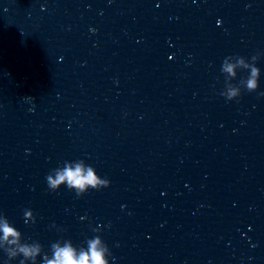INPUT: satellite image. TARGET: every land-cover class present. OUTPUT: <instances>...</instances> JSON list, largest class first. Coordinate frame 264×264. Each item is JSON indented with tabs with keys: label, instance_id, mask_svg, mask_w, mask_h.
Segmentation results:
<instances>
[{
	"label": "clouds",
	"instance_id": "obj_1",
	"mask_svg": "<svg viewBox=\"0 0 264 264\" xmlns=\"http://www.w3.org/2000/svg\"><path fill=\"white\" fill-rule=\"evenodd\" d=\"M261 55L264 53L258 52L250 61L239 55L225 57L221 66L225 77L224 89L219 95L226 101L239 102L242 91L256 92L261 75L256 62ZM238 70H247L249 74L240 79L238 84H233ZM258 96L264 97V91L259 92ZM45 179L49 191L57 192L61 186H66L68 190L75 192L77 198L83 197L90 189L100 191L110 186V180L101 178L96 169L84 160L65 161L62 167L53 169ZM23 212L25 224L36 223V216L31 209H24ZM92 231L99 232L100 229L94 228ZM86 243L87 248L78 249L71 240H59L51 244L49 255L43 251V246L38 241H25L22 233L5 215L0 214V250H3L8 258L5 264H10L18 257H22L19 264H110L109 257L115 260L108 245L99 235L88 239ZM41 256L42 260L38 261Z\"/></svg>",
	"mask_w": 264,
	"mask_h": 264
}]
</instances>
